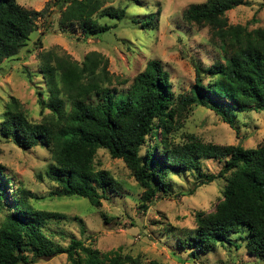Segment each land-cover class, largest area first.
I'll list each match as a JSON object with an SVG mask.
<instances>
[{
	"label": "trees",
	"instance_id": "1",
	"mask_svg": "<svg viewBox=\"0 0 264 264\" xmlns=\"http://www.w3.org/2000/svg\"><path fill=\"white\" fill-rule=\"evenodd\" d=\"M249 1L209 0L185 11L188 24L209 29L223 61L209 72L197 66L189 93L176 98L170 75L159 61L149 62L126 92L116 94L115 88L130 82L117 80L101 53L92 52L81 63L54 51L41 53L40 71L47 90L38 93V105L41 115L47 110L49 114L33 122L22 104L12 98L2 114L0 139L24 151L48 149L47 177L57 185L51 195L80 197L95 208L109 199V191L122 190L117 180L96 165L99 150L126 164L144 189L140 208L145 212L159 193H169L170 175L197 172L200 186L222 179L226 183L223 197L212 212L196 214L195 228L178 240L180 248L191 250L194 258L215 252L239 235L241 243L236 248L264 261V141L248 149L180 134L182 118L195 107L214 112L231 128L238 114L264 113V28L231 25L227 18L228 12ZM107 2L112 3L59 0V25H67L71 31L80 29L78 41L110 35L126 20L128 8H114ZM45 13L46 9H26L17 0H0V72L5 61L28 47L39 30L37 20ZM134 23L145 32L156 27L154 15ZM204 74L215 79L211 85L204 84ZM203 161L223 166L218 174L203 178ZM32 198L30 191L14 186L0 164V264H36L60 255H66L69 264H141L120 251L101 255L83 240L72 239L67 246L57 243L50 225L66 216L36 208Z\"/></svg>",
	"mask_w": 264,
	"mask_h": 264
},
{
	"label": "rangeland",
	"instance_id": "2",
	"mask_svg": "<svg viewBox=\"0 0 264 264\" xmlns=\"http://www.w3.org/2000/svg\"><path fill=\"white\" fill-rule=\"evenodd\" d=\"M114 8H128L125 21L110 35L78 41L80 29L71 31L67 25H59L61 10L59 0H17L26 9L41 12L45 16L37 20L39 30L33 35L28 47L15 59L7 60L0 72V121L7 103L17 99L29 113L33 122H40L49 114L41 115L38 105L39 92L46 91V80L40 71L39 55L54 51L68 55L81 63L84 58L98 52L109 60V71L119 81L129 85L115 88L116 94L126 92L134 80L143 73L151 61H159L170 75L175 98L189 93L195 83L196 67L209 72L223 61V54L216 48L208 28L188 24L183 15L192 5L209 0H109ZM155 16L156 27L145 32L134 23L137 19ZM231 25L248 26L250 30L264 28V0H250L246 6L227 13ZM14 60H16L14 62ZM28 74L31 77H28ZM212 79L204 74V84ZM239 117V118H238ZM181 136L195 135L205 143L237 146L252 149L264 141V113L238 114L235 127L231 128L214 112L195 107L181 120ZM141 155L146 157V146ZM157 157L163 160L160 152ZM51 155L46 148L24 151L8 140L0 139V164L8 173L16 188L30 191L34 206L66 216L60 223H52L50 232L55 241L63 246L72 239L83 240L101 255L122 252L137 258L141 264L158 261L163 264H264L263 259L252 257L244 248L237 249L239 235L215 252L191 257V250H183L178 244L196 226L198 212L210 213L223 197L226 183L220 179L200 186L197 172L184 176L170 175L167 179L169 193H159L148 210L140 208L142 189L122 160L113 159L105 150H99L96 165L107 171L122 185L119 193L108 192L109 199L102 207L95 208L80 197H57L52 192L57 185L47 177ZM222 164L203 161V178L218 174ZM196 188V189H195ZM11 200V192L7 191ZM0 213V223L2 221ZM36 264H69L66 255L39 261Z\"/></svg>",
	"mask_w": 264,
	"mask_h": 264
}]
</instances>
